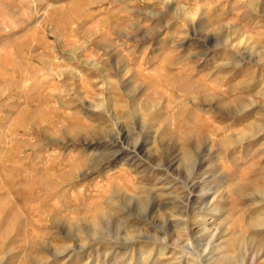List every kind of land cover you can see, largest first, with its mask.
<instances>
[{
  "label": "rangeland",
  "instance_id": "obj_1",
  "mask_svg": "<svg viewBox=\"0 0 264 264\" xmlns=\"http://www.w3.org/2000/svg\"><path fill=\"white\" fill-rule=\"evenodd\" d=\"M0 264H264V0H0Z\"/></svg>",
  "mask_w": 264,
  "mask_h": 264
},
{
  "label": "bare ground",
  "instance_id": "obj_2",
  "mask_svg": "<svg viewBox=\"0 0 264 264\" xmlns=\"http://www.w3.org/2000/svg\"><path fill=\"white\" fill-rule=\"evenodd\" d=\"M181 89H183V88H181ZM180 90V89H179ZM69 120V119H68ZM122 131V130H121ZM119 134V133H118ZM188 134V133H187ZM186 134V135H187ZM117 135V134H116ZM189 135H190V133H189ZM119 136V135H118ZM123 137V136H122ZM116 139V138H115ZM122 139V138H121ZM125 140V139H124ZM115 141V140H114ZM118 141V140H117ZM135 142V141H134ZM137 143V142H136ZM138 144V143H137ZM135 145V144H134ZM133 149V148H132ZM133 150H135V149H133ZM99 154V153H98ZM97 168V167H96ZM115 178V177H114Z\"/></svg>",
  "mask_w": 264,
  "mask_h": 264
}]
</instances>
